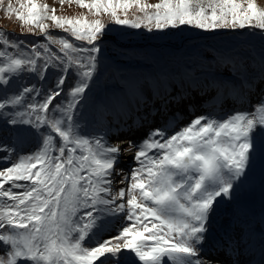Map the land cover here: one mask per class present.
<instances>
[{
	"label": "snow or ice",
	"instance_id": "1",
	"mask_svg": "<svg viewBox=\"0 0 264 264\" xmlns=\"http://www.w3.org/2000/svg\"><path fill=\"white\" fill-rule=\"evenodd\" d=\"M68 2L96 16L107 14L115 24L143 26L148 31L191 25L264 33V6L257 0ZM133 8L140 15L130 19L128 12ZM5 11L14 14L22 26H30L29 32L39 29L48 44L24 51L22 41L12 42L0 30L4 46L0 49V86L9 85L23 72L43 79L57 61L65 73L75 68L79 80L66 108L53 105L65 84L63 75L40 102H26L29 94L39 96L29 86L0 99V113L9 117V124L37 132L46 129L36 153L21 156L0 170V264H220L202 258V246L216 205L233 199L250 167L258 159L264 161V96L251 111H237L223 120L199 116L167 138L165 129L156 128L138 145L133 141L111 145L102 137L90 140L76 131L72 113L96 74L100 52L96 41L106 25L99 19L58 16L54 8L37 0H24L19 7L8 3ZM46 20L91 47L52 36ZM49 44H58L62 55L52 52ZM248 87L251 90L253 84ZM123 88L135 94L141 85L126 81ZM50 106L62 115H49ZM125 151L133 153L139 167L127 177V187L113 193L114 174H121L116 164ZM18 181H30L31 186ZM7 182H11L9 188H5ZM121 212L129 224L118 235L85 246L86 239L103 229L107 216Z\"/></svg>",
	"mask_w": 264,
	"mask_h": 264
},
{
	"label": "rangeland",
	"instance_id": "2",
	"mask_svg": "<svg viewBox=\"0 0 264 264\" xmlns=\"http://www.w3.org/2000/svg\"><path fill=\"white\" fill-rule=\"evenodd\" d=\"M23 2L3 0L0 5V30L7 33V38L12 42L22 41L21 48L30 51L33 46L40 48L42 44H48V41L39 29L33 28L29 32L30 26H22L14 14L5 11L8 3L19 7ZM147 2L154 4L158 0ZM37 3L54 8L56 15L61 17L83 16L90 22L99 19L106 25L104 35L96 41L100 48L96 54V74L72 113L76 131L85 138L105 139L110 131H117L118 137H126V142L133 141L138 145L147 138L150 130L163 128L167 138L199 116L223 120L237 111H251L264 96V33L258 29L204 30L183 25L148 31L143 26L132 28L115 24L109 15H93L68 0L63 4L60 0H37ZM257 3L264 6V0H257ZM134 15H140L135 8L128 12L130 19ZM44 23L48 24L52 36L69 39L80 47H91L86 41H77L69 33L56 28L52 21L46 20ZM3 47L0 45V49ZM49 47L52 52L62 55L58 44H49ZM56 64L48 68L43 79L29 72L13 77L9 85L0 86V99L19 92L23 86H29L34 87L39 96L29 94L26 102H40L56 88L58 79L63 75L66 76L65 84L53 105L66 108L71 101L69 93L79 77L75 68L65 73L59 61ZM126 81H139L141 88L135 94L130 92L132 107L123 111L124 119L119 124L115 112L106 105L103 97L111 95L115 98V94L124 89ZM250 83L253 84L251 90L248 87ZM50 109L49 115L53 112L56 116L62 115L52 106ZM8 119L0 113V139L4 135L7 137V141L0 145V170L18 162L21 156L36 153L42 147V134L46 131L44 128L37 132L27 126H13L7 122ZM127 130L128 133H121ZM133 153L125 166L116 164L121 174H114L113 193L126 188L130 183L127 177L133 169L139 167ZM17 183L31 184L30 181ZM8 186H11V182L5 183V187ZM217 205L221 207L219 219L230 218L232 214L234 222L243 219L251 222L253 218L260 221L264 215V161L258 159L250 167L247 179L234 192L233 199H222ZM114 216L105 218V224L115 225L112 232L92 235L85 240L86 247L95 245L98 240L115 237L122 227L129 224L124 213H120L123 218L120 223L117 222L119 217L115 221ZM235 232L238 234V231Z\"/></svg>",
	"mask_w": 264,
	"mask_h": 264
},
{
	"label": "bare ground",
	"instance_id": "3",
	"mask_svg": "<svg viewBox=\"0 0 264 264\" xmlns=\"http://www.w3.org/2000/svg\"><path fill=\"white\" fill-rule=\"evenodd\" d=\"M103 100H105L106 105L113 109L119 124L124 119L123 111L126 108L131 109L132 107L131 94L125 89L119 90V93L115 94V98L111 95H106L103 97ZM135 116L137 115L135 114ZM123 132L128 133L129 130L122 131L121 133ZM118 135L119 133L117 131H110L103 141L111 145L118 144L122 141L126 142V137H118ZM115 140L116 142L114 143ZM6 141L7 137L4 135L0 139V145ZM131 156L132 153L130 152H122L117 163L124 164L125 166L131 160ZM30 186L31 184H25V187ZM12 190L19 192L24 189L14 188ZM220 208L219 205H216L215 211L210 218L208 225L209 231L206 234V240L202 246L201 257L205 260L212 259L219 261L220 264H232V261H235L236 264H264V215L260 221L253 218L251 222L248 219L234 222L232 214L230 218L219 219V215L221 214ZM224 212L226 213L227 211ZM113 219L120 223L123 218L120 216V213H117ZM114 228L115 225L104 223V227L100 233L112 232ZM235 231H238V234ZM165 264H167V261Z\"/></svg>",
	"mask_w": 264,
	"mask_h": 264
}]
</instances>
